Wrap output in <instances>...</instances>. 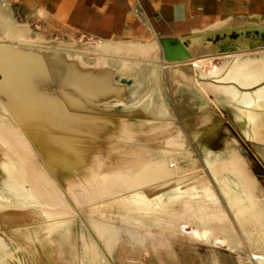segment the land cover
Masks as SVG:
<instances>
[{
  "label": "rangeland",
  "instance_id": "374dc122",
  "mask_svg": "<svg viewBox=\"0 0 264 264\" xmlns=\"http://www.w3.org/2000/svg\"><path fill=\"white\" fill-rule=\"evenodd\" d=\"M33 30V33H30L19 27L7 25L6 21L0 17V51L8 55L13 54V56L20 55L24 58L27 56L41 57L43 63H49V65H52L54 58L57 57L56 59L61 62L60 68L64 83L53 88L51 92L43 93L41 92L42 89L37 88V82H33L34 92H37V95L46 101L56 96L59 98V93L64 92L67 98L74 99L78 104L76 114L82 121L87 120L93 123V119L103 120L106 118L109 120V126L114 135L112 137L94 135L90 131V127H82L71 119L65 121V118L62 117L63 119L61 118L60 121V115H48V108L46 107H40L37 114L30 111L31 115L26 113L24 117L19 118L14 113L16 105L8 102L0 92V129L6 123L8 124L2 150L5 151L4 154L7 158L16 159L17 162H20V166L34 178L32 181L37 189L34 190L39 196L36 202L17 201L8 190H5L2 181H0V264H198V257L190 255V253L193 248H196L197 241L200 239L196 238L197 236L193 237L194 234L183 236L184 240H177L176 238H180V235L178 236V232H180L179 222L192 223L194 217L197 219L199 216L207 215L205 212H211L208 217L213 216L219 230H226L230 225L233 233L237 234L238 229L236 232L233 229L239 223L231 216V222L228 221L227 205H225L226 194L219 181L221 176L216 178V175L212 173V167L215 162L229 158L231 155H241L246 159L249 166L253 164L254 169L257 164L256 166L261 171L259 172L260 178L264 181V139H257L248 133L251 131V126L249 127L248 118L245 116V113L252 109L249 101L254 99L256 90L264 86V79L249 84H241L234 79H216L213 76V71L231 68L233 61L240 60L247 63L243 72L261 74L258 67L260 64H264V40L250 43L248 46H240L231 53L216 54L211 59L195 61L196 65L193 64L194 61L191 64H183L185 81L194 80V84L198 88L202 87L204 90L213 93L206 95L207 102L211 107L207 111V114L211 116L210 120L215 124L222 122L225 125L235 126L239 128L241 134L237 135L240 138L234 141L186 145L198 157L197 165L194 174L180 176L178 174L180 164L174 155L181 153L183 146L168 145L169 141H176L172 139L173 132L168 129L169 125L167 124L168 121H173V117L175 122L179 121L178 114L166 115V123H164L162 120H158L156 115L141 113L140 104L142 103L140 102L125 105L123 101L105 100L109 97H119L122 91L121 86L114 83L111 70H107L104 64L103 60L116 59L108 54L105 47L92 44L93 41L85 37L84 39L73 37L62 39L56 34L48 36L41 34L37 26L33 27ZM55 64L59 63L56 62ZM192 66L196 69L194 74L192 73ZM83 74H86L84 76L87 77H94L100 85L104 83V87L108 89L107 92L102 97L94 99L88 95H83L81 87L77 85L74 78L75 75L83 77ZM167 83L169 84V82ZM167 83H165L166 86H168ZM224 89L230 91L233 96L232 99L226 97ZM242 96H246V101L249 103L242 101ZM168 99L171 101L170 97ZM87 103L90 104V108H88ZM84 105L87 109L86 107L83 108ZM80 113L84 115L82 116ZM3 118L6 119V122L3 121ZM99 125L100 128L103 127L102 124ZM159 125L165 126V129L159 131L157 129ZM214 134L211 139L217 138L218 133L215 132ZM49 137L61 139L62 145L60 144V146L66 149L71 150V148L83 146L89 151L92 148L93 150L90 151L92 153L99 151V148L102 147L101 144L107 139L115 143L111 148L101 152L103 161L94 174L101 184L117 182L113 186V193H111L114 197L106 198L101 202H95L97 199L92 197L83 196L81 199L82 195L76 198L75 192L69 188L70 181L60 163L57 161L53 163L46 157V153L50 150ZM153 148L171 149L170 156L173 158H170L169 162L174 163V166H170L172 171L165 167L163 173L166 177L155 181V184L144 181L143 183L128 173L124 174L125 172L107 170L111 163L116 164L120 158L125 156L139 154L140 157L151 161L153 158L150 155ZM8 160L6 161L8 162ZM243 174L248 179L247 174L245 172ZM250 174L252 175V173ZM225 175L230 177L229 174ZM251 175L250 177L253 178ZM31 182L23 183L24 190H32ZM156 183L158 184L156 185ZM161 184L162 186L165 184V186L162 187ZM191 187H201L207 190L206 193H200L201 199H196L190 194ZM79 192L80 190L76 194H80ZM89 192L91 191L89 190ZM132 193L139 194L148 201L147 207L150 213L148 220L145 219L140 222L141 220L137 218V222H131L121 217H115L104 222L99 219V213L97 210L95 212L96 206L112 199L122 201ZM18 203L23 207L19 208ZM166 205L170 207V210L164 209ZM231 207L236 208L232 205ZM201 210L205 212L203 213ZM160 216L164 217L163 220L159 221ZM27 217L28 219L32 217V219L30 218L32 221L28 220ZM92 220L103 223L106 231L96 229L91 222ZM210 220L211 218H208V222ZM206 225L209 224L204 225L208 229L209 227ZM106 228L112 230L113 235L111 237L106 235V238L100 237L99 233L102 231H105L104 234L110 233ZM22 231H26L27 234L24 235ZM163 236L174 240L160 241L159 239ZM215 239H222V243H216ZM205 240L219 245H228L229 239L213 237L209 229V236ZM233 240L236 243L232 245L237 248L245 245L242 236H237ZM46 245L53 246L51 250L54 263L50 262L49 257L45 255ZM167 250H169L168 253ZM249 253L250 259L259 264V260L262 259L252 258V253H263L258 251H250ZM241 256L244 257L243 254H239L238 258L244 259Z\"/></svg>",
  "mask_w": 264,
  "mask_h": 264
},
{
  "label": "crops",
  "instance_id": "0c3cea01",
  "mask_svg": "<svg viewBox=\"0 0 264 264\" xmlns=\"http://www.w3.org/2000/svg\"><path fill=\"white\" fill-rule=\"evenodd\" d=\"M0 17L7 25L30 33L37 26L45 36L85 37L92 40V44L105 47L116 59L103 60L104 64L111 70L114 83L122 88L119 97L105 100L123 101L125 105L140 102L141 113L156 115L164 123L166 115L178 114L179 121L175 122L173 117L167 124L173 132L172 139L177 142L169 141L168 145L183 146L181 153L174 155L180 164V176L194 174L197 165L198 157L186 145L240 138L237 136L241 134L239 128L210 120L207 111L211 107L206 95L213 93L198 88L194 80L185 81L182 67L264 40V0H0ZM246 67V62L235 60L231 68L214 70L213 76L221 80L234 79L241 84L264 79V64L258 67L261 74L245 73ZM192 69L194 74L196 69L194 66ZM224 91L227 98H233L229 90ZM253 97L250 103L246 96L241 97L252 106L250 112L245 113L251 126L248 133L263 140L264 86L259 87ZM162 126L157 129H165ZM215 132L217 138L211 139ZM169 160L165 164L167 170L171 169ZM222 161L223 172H245L250 181L247 194L240 195L241 215L236 214V208L231 207L226 196L228 221L231 222L230 216L235 218L239 224L233 230L239 232L233 233L230 225L226 230H219L213 216L206 225L208 229L204 227L205 223L194 219L197 227H201L193 237L205 240L210 229L213 237L229 240L228 245L199 240L190 255L198 257V264H258L250 259L249 252H262L252 253V258L264 260V181L260 178L261 171L257 164L255 169L253 164L249 166L241 155H231ZM190 190L193 197L201 199L200 193H206L207 189L191 187ZM179 235L176 239L184 240L183 236L188 234L178 232ZM237 236L244 237L245 242L239 248L232 245ZM159 240L174 239L163 236ZM238 253L243 254L244 259H239ZM262 260L259 264H264Z\"/></svg>",
  "mask_w": 264,
  "mask_h": 264
},
{
  "label": "bare ground",
  "instance_id": "6f19581e",
  "mask_svg": "<svg viewBox=\"0 0 264 264\" xmlns=\"http://www.w3.org/2000/svg\"><path fill=\"white\" fill-rule=\"evenodd\" d=\"M32 57L27 56L24 58L20 55L19 56H13V54L8 55V54H5L4 52L0 51V92H1L2 97H5V99L8 102H11V103L16 105V108H14V113H16L19 118L24 117L26 115V113L31 115L30 111H33L37 114V113H39L38 111H39L40 107H46V108H48V115H54V114L60 115L61 116V117L59 116L60 121H61V118L64 117L65 121H66V119H67V121H69L71 119L72 121L78 123L82 127H86V128L90 127L91 128L90 131L92 133H94V135L96 134L98 136H104V137H109V136L112 137L114 135V132L111 130V128L109 126L110 125L109 120L106 118L103 120L93 119L92 120L93 123L88 122L87 120H84L86 122L82 121L80 119L79 115L76 114V112H77L76 109L78 108V104L74 101V99L67 98V96L64 94V92L59 93V96H60L59 98H56V97H58V96H56L55 98L50 99L49 101L41 99L40 96L37 95L38 93L37 92L35 93L34 89L32 88L33 82L34 83L37 82V85H38L37 88H40L39 90L42 89L41 92H43V93L51 92L53 90V88L59 87L61 84L64 83V80L62 79L63 78L62 77V71L60 68L61 62L59 60H57L56 59L57 57H56L53 60L54 63L52 65L51 64L49 65V63L48 64L43 63V61L40 59L41 57L40 58L39 57L32 58ZM56 62L59 64H55ZM67 68H68V66H67ZM86 74H83V77L79 76V75H75V77H74L77 85L81 87L80 89L83 91V95L84 94L88 95V96L92 97L93 99L97 98V97H102V95L104 93H106L108 90L104 87V83L102 85H100V83H98V81L94 77L92 78V77L84 76ZM105 85H106V83H105ZM82 98H84V97H82ZM84 103H85V100H84ZM89 105L87 103V106H89ZM84 107H86V106L84 105L83 108ZM88 108H90V106ZM86 109H87V107H86ZM105 112H106V110H105ZM78 114H79V112H78ZM80 114L82 116L84 115L82 113H80ZM3 121L6 122V119L3 118ZM99 124H102L101 126H103V127L100 128ZM7 126H8V124L6 123L5 126L2 127V129H0L1 130L0 131V181H2V185L4 186L5 190H8V192H10V194L13 195V198H15L17 201H20V202L25 201V203H31V201L36 202L37 198L39 196L35 192V190H37V189H36V185L33 184V181H32L34 178L29 173H27V171L24 170V168H22L20 166V162H17L16 159L7 158V156H5V154H4L5 151L2 150L4 147V144H5L4 143L5 134L7 133V130H8V128L6 129ZM105 128H107V129H105ZM60 142H62L61 139L58 140V138L57 139L51 138V137L48 138V143H49L48 145H50V150H48V152L46 153V157L49 161H53V163H54V161H57L60 163L61 168L66 173L68 180L70 181V185H69L70 190L75 192V194H74L75 197L79 198V195L80 196L82 195L81 199H83V196H85L86 198L92 197L94 199H97V200H95V202H101L102 200H105L106 198L114 197L113 194H111V193H113V189H114L113 186L117 182L112 181V182H107V183L105 182L104 184H101V182H98L99 180H97V178L94 176V174H95V172H97L96 170H97L99 164L103 161L101 152L107 148H111V146L115 145V143H112L110 141V139H107L106 141H103V144H101L102 147L99 148V151H97V152L94 151L92 153V152H90L92 149L90 147H89L90 151L88 148L84 149V147L82 145H81L82 147H80V148H71V150H69L63 146H60V144L62 145V143H60ZM79 143H80V141H79ZM94 143H98V142H94ZM89 145L92 146L94 144H89ZM170 152H171L170 150L166 152V150L153 148L151 155H150L151 158H153V160H151V161H148L147 159L140 157V155L136 153L137 155H134V156H125V157L120 158V161H118L116 164L111 163L110 168L108 167L107 170L112 171V172H125L124 174L128 173V174L132 175L133 177H135L136 179L138 178V181L141 180L142 182L144 181V182L153 184L155 181H159L162 178L166 177L163 172H164V169L166 167L165 164H167L166 163L167 159L168 160L170 159V155H171ZM172 158H173V156H172ZM7 159H9L8 162L6 161ZM223 164H224V162L222 160H220L218 163L214 164V166L212 167V172L214 173V175H216V178L219 175L221 176V178H219L220 179L219 181L223 186L224 192L228 198L230 205L236 207V214L241 215L242 214V208H241V206H239L238 203L241 200L240 195L241 194H244V195L247 194V192L249 190V188H248L249 181L244 176L243 172H229V171L223 172ZM168 166H169V163H168ZM170 171H172V170H170ZM225 174H229L231 178L227 177L228 175L226 176ZM26 181H30V182L32 181L31 182V185L33 186L32 190H30V191L24 190L23 183ZM134 182H137V181H134ZM157 184L158 183H156V185ZM232 185L235 186V187L233 186L234 188H239L240 189L239 192H241V193L237 192V190H235L232 187ZM161 186H162V184H161ZM164 186H165V184H164ZM164 186H162V187H164ZM177 186H179V185H177ZM89 187H90V189H89ZM79 190H80V192H79L80 194H78V193L76 194V192ZM89 190L91 192H89ZM151 190H153V189H151ZM25 191H27V193H25ZM32 191L34 192V194ZM48 195H50V194H48ZM72 196H73V194H72ZM175 200H177V199H175ZM170 201H171V199H170ZM93 202H94V200H93ZM147 202L148 201H146V199L143 196H141L139 194L137 195L136 193H132V194H130V196L127 199H122V201H119L117 199H112L110 201H106L102 205L96 206L95 212L97 210V212L99 213V216H100V218L99 217L98 218L100 220H103L104 222L110 221L111 219H113L115 217L116 218L121 217V218H123L125 220H129L131 222H133V221L137 222V218H139V220H141L140 222H143V220H145V219L148 220L147 218L150 217V213L148 210L149 208L147 207V205L149 203H147ZM198 203H200V202H198ZM19 204L20 203H18L19 208L23 207L21 204L20 205ZM24 207H27V206H24ZM149 207H150V205H149ZM205 207H206V205H205ZM169 208L170 207L168 205L164 206L165 210H167ZM249 208H251V207H249ZM209 209H211V208H209ZM18 210L21 211L20 209H18ZM206 210H208V209H206ZM12 211H13V209H12ZM171 212H172V210H171ZM155 213H157V212H155ZM205 213L207 215H205L204 217L199 216L197 218V220H198V222L209 224L208 218H210V217H208V214L211 212H209V213L205 212ZM246 214H249V213H246ZM14 215H15V213H14ZM103 215H105V216H103ZM168 215H169V213H168ZM195 215H197V214H195ZM27 216H29V215H27ZM153 217H151V218H153ZM163 217H161V216H160V218L158 217L159 218L158 220L159 221L161 219L163 220ZM30 218L32 219V217H30ZM242 218H243V215H242ZM27 219H28V217H27ZM194 219H195V217H194ZM3 220H4V218H3ZM139 220H138V222H139ZM251 220H252V218H251ZM23 221H24V219H23ZM9 222H11V221H9ZM91 222L96 229L105 230L103 223H101L100 221L92 220ZM179 223H180V227H179L180 232H183L185 234H196V232L198 231V227H197L196 223L195 224H192L190 222H179ZM181 228H183V229H181ZM24 230H26V229H24ZM107 230H109V229H107ZM109 231H110L109 234H107V233L104 234V232L102 231L99 233L100 234L99 236L102 238H106V235H108V237H111L113 235V231L112 230H109ZM22 233H24V235L27 234L26 231L25 232L22 231ZM216 242L221 244L222 239L216 240ZM46 246L47 247L45 250V253H46L45 255H47L49 257L50 262L54 263V260L52 259V250H51V247H53V246H51V247L48 245H46ZM54 256H55V254H54Z\"/></svg>",
  "mask_w": 264,
  "mask_h": 264
},
{
  "label": "built area",
  "instance_id": "2783aa9c",
  "mask_svg": "<svg viewBox=\"0 0 264 264\" xmlns=\"http://www.w3.org/2000/svg\"><path fill=\"white\" fill-rule=\"evenodd\" d=\"M174 165V163H170V166H173Z\"/></svg>",
  "mask_w": 264,
  "mask_h": 264
}]
</instances>
